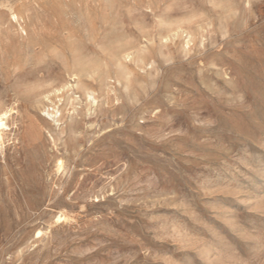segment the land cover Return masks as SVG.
Instances as JSON below:
<instances>
[{"label":"rangeland","instance_id":"rangeland-1","mask_svg":"<svg viewBox=\"0 0 264 264\" xmlns=\"http://www.w3.org/2000/svg\"><path fill=\"white\" fill-rule=\"evenodd\" d=\"M10 9L0 264H264V0Z\"/></svg>","mask_w":264,"mask_h":264},{"label":"bare ground","instance_id":"bare-ground-1","mask_svg":"<svg viewBox=\"0 0 264 264\" xmlns=\"http://www.w3.org/2000/svg\"><path fill=\"white\" fill-rule=\"evenodd\" d=\"M11 9H10V11H8V13L6 15L7 16L6 19L9 21L11 26L4 27L5 24L4 23L2 24L0 21V33H2L3 35L7 34L3 38L2 37L0 38V43L1 44L4 43L6 45L13 46V47L19 49L20 51H23L24 49L33 48L35 46V44L37 43L36 39H32L30 37L26 28L22 25L23 22L19 19V16L17 14H15L13 11H11ZM19 20H20V22H19ZM12 32H16L19 34L17 36L16 40L14 38L10 37L9 34L10 33L12 34ZM13 111H14L13 107H8L2 101H0V145L4 141V134L6 133L5 130H7V127H8L7 120L13 114ZM9 120H10V118H9Z\"/></svg>","mask_w":264,"mask_h":264}]
</instances>
